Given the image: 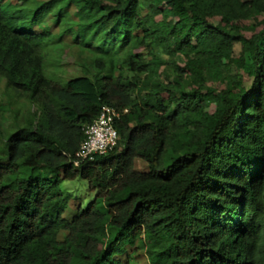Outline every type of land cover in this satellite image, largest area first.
Here are the masks:
<instances>
[{
	"label": "trees",
	"instance_id": "trees-1",
	"mask_svg": "<svg viewBox=\"0 0 264 264\" xmlns=\"http://www.w3.org/2000/svg\"><path fill=\"white\" fill-rule=\"evenodd\" d=\"M72 4L100 56L62 81L31 28ZM17 12L0 4V78L33 110L0 128V264H264V0H49L29 31ZM104 104L127 109L117 145L75 168ZM77 177L96 195L67 212Z\"/></svg>",
	"mask_w": 264,
	"mask_h": 264
},
{
	"label": "rangeland",
	"instance_id": "rangeland-1",
	"mask_svg": "<svg viewBox=\"0 0 264 264\" xmlns=\"http://www.w3.org/2000/svg\"><path fill=\"white\" fill-rule=\"evenodd\" d=\"M49 0H0L1 7L8 13H12L14 10L19 12L15 13L10 20L6 21L14 26H18L19 29L29 31V19L31 17V10L40 4ZM23 9L24 13L20 11ZM55 8L54 10H56ZM76 8L72 4L66 9L64 18L60 17L58 23H55V17L53 12L46 13L40 23L35 24L31 28V32L36 35L38 41L42 45V53L45 58V72L48 76L61 79L62 81L82 75L84 73V67H92V59L94 56H100V51H96L98 46L96 41L91 44L92 47L81 46L82 41L75 39V27L74 21L77 20ZM19 14L22 17L19 18ZM11 16V15H10ZM159 19V17H157ZM68 20V21H67ZM71 20V21H70ZM73 20V21H72ZM29 22V23H28ZM67 22L71 28H66ZM247 24L246 22L243 23ZM45 31L46 33H44ZM43 32V35L41 34ZM248 35V33H246ZM240 49L239 43L234 44V54H237ZM94 50L95 52H93ZM145 58H149L145 55ZM163 68V67H161ZM244 83L249 87V80L245 76ZM219 86V84H217ZM19 108V109H18ZM214 105H211L207 111L212 112ZM33 108L30 105L16 103L9 105L8 96L5 90V80L0 78V128L5 135V132L15 129V121L21 115L28 114ZM19 116H18V114ZM3 137V136H2ZM1 145V144H0ZM1 157V155H0ZM141 160H136V163ZM143 162V161H142ZM164 165L168 164V160H163ZM141 168L142 165H138ZM34 176L40 178H50L51 174L40 170L34 173ZM60 189L70 195V207L67 212L72 210V203H79L81 207H85L91 200L95 198L96 192L90 191L87 186V182L79 177L72 180H63L60 183ZM100 203V202H99ZM100 208L104 210V207L100 203ZM133 264H149L144 255L137 256Z\"/></svg>",
	"mask_w": 264,
	"mask_h": 264
},
{
	"label": "built area",
	"instance_id": "built-area-1",
	"mask_svg": "<svg viewBox=\"0 0 264 264\" xmlns=\"http://www.w3.org/2000/svg\"><path fill=\"white\" fill-rule=\"evenodd\" d=\"M127 109L122 110L109 105H102L97 117L84 128V139L74 154L72 164L80 168L85 162L94 160L96 156L107 154L114 149L118 141L115 122Z\"/></svg>",
	"mask_w": 264,
	"mask_h": 264
}]
</instances>
